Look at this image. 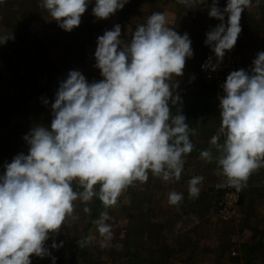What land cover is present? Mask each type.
<instances>
[{"label":"clouds","instance_id":"1","mask_svg":"<svg viewBox=\"0 0 264 264\" xmlns=\"http://www.w3.org/2000/svg\"><path fill=\"white\" fill-rule=\"evenodd\" d=\"M90 2L41 0V6L70 32L80 24ZM251 2L226 0L221 10L212 0L208 15L220 23L205 34L204 43L217 63L209 58L203 68L214 71L234 47L242 30L241 13ZM126 3L94 0L92 14L105 19ZM166 24L163 13H153L137 26L129 42L120 39V25H115L97 38L94 52L95 67L104 79L88 83L72 70L60 83L51 104L50 127L33 128L24 137L28 153L15 156L0 175V264H31L32 255L50 256L44 242L73 213L77 199L87 202L98 196L105 206L114 205L126 186L147 181L149 171L164 180L179 179L182 155L193 145L185 117L171 115L169 100L175 103L179 97L173 96L174 85L169 82L183 74L193 50L187 33L178 34ZM10 38L11 34L0 36V45ZM252 65L249 71L231 72L222 85V124L211 139L218 152L217 165L237 188L264 166V52L256 54ZM201 156L213 158L207 150ZM202 179L189 181L191 195H198ZM74 180L83 191L73 190ZM97 184L98 192L94 191ZM181 199L180 193L169 194L172 204ZM108 219L103 213L96 224L99 234L110 240ZM60 246L62 242L51 247Z\"/></svg>","mask_w":264,"mask_h":264},{"label":"rangeland","instance_id":"2","mask_svg":"<svg viewBox=\"0 0 264 264\" xmlns=\"http://www.w3.org/2000/svg\"><path fill=\"white\" fill-rule=\"evenodd\" d=\"M137 1V4L142 7L147 0H127L131 4ZM217 6L222 9L224 7L223 0H217ZM93 7L94 0H91L86 11L81 15L80 24L70 32H66L41 6V0H0V36L11 34V38L0 45V98L7 97V99L13 100L0 99V104H6L7 110H10L11 121L10 125L0 127V175L5 171L4 166L11 163L16 152L22 148L16 140L15 131L9 135L6 134V130L11 127L12 123L20 121L21 126L36 123L38 126L50 127L53 119L51 104L54 102L60 83L66 79L69 71H79L88 83L100 82L104 79L100 70L95 67L94 52L97 38L118 24L124 35L121 40L129 42L137 26L146 22L143 15H139L133 10L130 13L131 8L126 6L108 18L98 19L92 14ZM146 7L143 6L144 11L147 10ZM185 11L184 14L188 15L189 11ZM115 16L118 20L116 24L107 23V20L114 21ZM196 16L198 22L203 25H197L199 31L197 35H189L193 55L192 61H189L187 67L192 70L188 74L173 78L174 85L178 87L179 99L177 101L184 103L194 100V96L199 91L196 81L200 73L203 75L204 68L202 66L205 65V34L220 23L215 18L206 17L205 9L197 11ZM139 18L140 24H138ZM176 18L185 19L178 15ZM226 21L227 16H225ZM132 24H135V27ZM254 33L257 36L254 41H259L260 28H257ZM70 38L71 45L68 50L65 46ZM258 44L260 42H256L255 46ZM240 46V43H235L232 48L238 59L236 71L241 70L246 62H249L241 55ZM214 98L217 106L215 115L222 120L220 103L215 95ZM29 129L25 136L33 128ZM24 145L26 148L24 151L27 154L29 146L26 141H24ZM223 176V174L220 176L222 180L219 183L220 192L214 205L216 224L219 225L220 230L235 229L236 232L242 229L251 230L254 234L252 238L254 237L253 243L255 244L253 245L261 243L258 246L260 251H255L253 256L258 254L259 257H256H264V210H262L263 213L258 211L260 214L255 212L250 215L249 212H246L248 208L253 210L255 205L264 209V166L254 170L239 188L235 186L239 191L240 198L242 194L243 199H239L235 207V216L230 220L222 219L218 212L221 193L228 180ZM131 185L122 190L116 203L111 206H105L102 201H95L94 196L87 202L80 199L73 201V213L65 218L55 233H49L48 239L44 242V247L51 255L44 257L32 255L30 256L31 264H52V257H55V264H147V252L145 251L142 257L136 253L140 237H134L135 234L134 236L132 234L136 226L138 227L136 218L146 221V215H132L139 210H137L138 203L132 205L131 202ZM72 187L76 192L83 191L78 181L74 180ZM255 195L256 198H254ZM244 199L246 200L243 201ZM256 199L259 201L257 202ZM240 205L244 206V212ZM85 208L89 211L86 212ZM103 213H107L109 217L105 223L110 226V240L105 239L98 232L96 221L101 218ZM224 241L227 242V237ZM61 242L62 246L51 247L53 243L60 245ZM244 246L243 254L239 259L240 264H246L245 261L248 258L245 257L251 254L250 249L247 248L249 246L247 244ZM81 250H85L86 253L81 254ZM85 257L86 260H84Z\"/></svg>","mask_w":264,"mask_h":264},{"label":"crops","instance_id":"3","mask_svg":"<svg viewBox=\"0 0 264 264\" xmlns=\"http://www.w3.org/2000/svg\"><path fill=\"white\" fill-rule=\"evenodd\" d=\"M132 3L127 2L124 6L143 15L146 21L153 13H163L167 20V27L173 28L178 34L187 33L189 36L197 35L199 32L197 25H203L198 22L197 11L205 9L206 17H209L208 11L212 0H205L204 3L201 0H191L189 4L180 3L179 0H161V2L160 0H147L143 4V6H147L146 11L143 10V6L140 7L137 4L138 1ZM223 6H226V0H223ZM200 7L202 8L199 9ZM185 10L189 11L188 15L184 14ZM177 15L185 19L176 18ZM114 18V21L107 20V23L116 24L118 20L116 16ZM138 21L140 24V18ZM132 26L135 27V24ZM240 26L242 30L236 43L241 44L240 53L243 58L249 61L242 69L249 71L253 66L252 62L256 58V54L264 52V0H252L250 6L241 13ZM257 28H260V40L254 41L257 37L254 33ZM123 36L121 31L120 39H123ZM256 42H260V44L255 46ZM189 61H192L191 58H186L183 74H188L192 70L187 67ZM169 83L175 84L174 80ZM177 88L175 85L172 88L174 97L179 96ZM221 124L222 120H220ZM205 129L204 135L208 136L209 134L206 138L209 139L207 151L212 154L211 160L203 158L201 155L183 154L182 172L179 179L173 176L164 180L162 176L154 175L149 171L147 181L136 180L131 183V202L132 205L137 202V210H139L132 215H146V221L142 219L140 221L138 217H135L138 227L136 226L132 234L133 236L135 234L134 237H140L136 253L142 257L146 251L147 264H240L239 259L243 254L244 244H247L251 254L245 257L248 258L245 263L264 264V257L258 258V254L253 256L255 251H260L258 246L261 243L253 245L255 244L253 243L254 237L252 238L254 234L251 230L242 229L239 232H236L235 229L220 230L219 225L216 224L214 205L220 192L219 183L222 182L220 179L222 171L216 163L218 156L216 146L211 144L212 137L217 134L210 133L207 127ZM192 138L196 140L199 137L195 134ZM220 138H223V141L225 139L223 135ZM198 176L203 179L197 185L198 195L193 196L189 192V181ZM171 192L182 194V199L176 204L170 203L169 194ZM258 198L261 199L259 196ZM241 199H243L242 194ZM256 201L258 202L259 199ZM256 207L255 205L253 210L248 208L246 212L251 215V213L264 210L261 206ZM240 208L243 212L245 211L244 206L240 205ZM243 212L241 211L242 215ZM226 237L228 243L224 241Z\"/></svg>","mask_w":264,"mask_h":264},{"label":"trees","instance_id":"4","mask_svg":"<svg viewBox=\"0 0 264 264\" xmlns=\"http://www.w3.org/2000/svg\"><path fill=\"white\" fill-rule=\"evenodd\" d=\"M130 13H132V10H130ZM70 45H71V38L68 40V43L65 46L66 49L69 50ZM63 54H66V53H63ZM67 54H71V53H67ZM69 58H66V59H69ZM198 63H199V59H198ZM197 79L198 80L196 81V83H198L197 88L199 89V91L196 93V96H194L195 98L194 100H191L187 103H184L181 101H176L175 103H173L172 100L169 101L171 115L173 116H175L176 114L183 115L185 117V122L188 124L189 130H190L189 140L191 144L193 145V147H192V150L187 154L192 155V156L193 155L200 156L202 151L208 150L209 139H207L206 137H208L209 134L208 136L204 135L206 133L205 127H207L208 131L210 133H213V135L218 134L219 129L221 127L220 119L217 115H215L217 112L216 111L217 106H216V101L214 98V95H215L214 85L212 82H207L201 73L199 74V77ZM0 99L5 100V101L10 100V99H7V97H3ZM10 101H13V100H10ZM7 107L8 106H6V104H3V103L0 104V127L1 126L6 127L8 124L10 125V122H11L10 117H9L10 110H7ZM37 126L38 125L36 123H31V124L29 123V125L21 126L20 121H16V123L14 124L12 123L11 127L8 130H6V134L8 135L15 131V134L17 135L16 140L22 146L21 150L17 151L15 156L21 153L26 155V152L24 151L26 149L24 145L25 133H28V129L30 127H31L30 129H32ZM195 134L197 135V137H199L196 140L192 138V136H194ZM220 139L222 140L223 138H220ZM221 140H220V143L223 141ZM99 187H100L99 184H97L94 187V191L98 192ZM94 197H95V201H101L98 198V196H94ZM82 253L84 254L86 253V251L81 250V254ZM84 260H86V257Z\"/></svg>","mask_w":264,"mask_h":264},{"label":"built area","instance_id":"5","mask_svg":"<svg viewBox=\"0 0 264 264\" xmlns=\"http://www.w3.org/2000/svg\"><path fill=\"white\" fill-rule=\"evenodd\" d=\"M211 30V29H210ZM209 30V31H210ZM206 53H204L205 64L208 62L209 58H211V62L216 64V58L211 51V48L206 45L205 49ZM238 66V59L236 54L231 49L230 51H226L225 55L220 61L214 71L211 69L204 68L203 77L207 82H212L215 89V96L220 103V98L223 97L224 92L222 85L226 81L227 76L236 71ZM240 194L239 191L235 188V186L231 185L227 180L224 184V189L221 193V197L218 203V212L222 219L230 220L235 216V207L239 202Z\"/></svg>","mask_w":264,"mask_h":264}]
</instances>
